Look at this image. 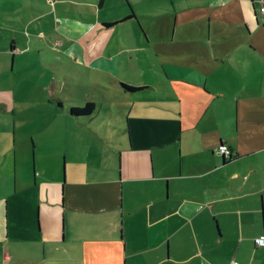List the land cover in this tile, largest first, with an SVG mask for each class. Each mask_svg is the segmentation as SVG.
<instances>
[{
  "label": "crops",
  "instance_id": "obj_1",
  "mask_svg": "<svg viewBox=\"0 0 264 264\" xmlns=\"http://www.w3.org/2000/svg\"><path fill=\"white\" fill-rule=\"evenodd\" d=\"M106 4L0 0V113L14 117L21 99L34 110L21 123L42 125L18 139L14 121L11 148L0 141V261L264 264V0H164L151 12L185 28L184 40L135 58L120 34L116 52L104 47L146 12L129 3L102 19ZM127 70L139 91L121 84ZM12 75L32 82L28 100L7 95ZM88 102L92 116L71 115ZM56 155L61 167L44 160ZM45 196L58 211L43 213ZM29 199L37 211L24 216L15 204ZM11 212L23 229L9 228Z\"/></svg>",
  "mask_w": 264,
  "mask_h": 264
},
{
  "label": "rangeland",
  "instance_id": "obj_2",
  "mask_svg": "<svg viewBox=\"0 0 264 264\" xmlns=\"http://www.w3.org/2000/svg\"><path fill=\"white\" fill-rule=\"evenodd\" d=\"M89 1H96L97 0H89ZM99 2V1H98ZM128 2L132 5V7L134 6V8L138 11L140 10L141 12H146L147 15L143 16L142 18H140V20H138L137 23H132L128 26L124 28H119L115 30V35L113 37V41L106 43L107 46H105V50L108 48H110V50H112V52H116V50L119 48V43H116V46L114 43V41H117V37L120 34V43L122 44V47H124L127 51H130L128 53H132V57L135 58V50L137 49L142 50V54H154V53H158L161 52L160 48H166L167 44L172 40L173 36H176V41L180 42L182 40H184L185 37V28H179L177 27L175 29V26L170 23V18H166L165 16H159L156 15L158 13L156 12H151L152 10L157 11L158 8L161 6L163 7L164 5V0H128ZM56 2L51 1L49 4H51L52 6L55 5ZM129 3L127 4L124 0H107V4L105 5L103 10H100L99 12H101V16L102 19L106 18V14H108L111 18L112 17H120L122 15H124L125 12H129ZM168 4V2H167ZM117 6H120V10L117 8ZM158 6V7H157ZM157 7V8H154ZM97 9L99 10V6L97 5ZM139 12V11H138ZM139 14V13H137ZM86 23H89V20H86ZM91 24V23H89ZM51 27V28H50ZM131 27H135L136 31H137V36L136 38H134L131 35ZM49 29L51 30L50 34L48 35V39H54L56 38V32H54V30L52 29V26H49ZM125 32V33H124ZM125 34L126 36V40L123 38V35ZM103 46V45H102ZM115 46V47H114ZM114 47V49H113ZM174 50L177 49V44H175ZM59 50V49H58ZM127 58H129V54L126 55ZM129 62L127 61V64ZM126 64V68L128 67ZM125 68V67H124ZM132 68V67H131ZM124 73H128L127 72H122V77L124 78V82H121V84L123 86H127L130 87V84H132V82H130L126 77H128V75L126 76ZM126 76V77H125ZM12 81L10 83V85L7 83V89L10 91L7 93V95L13 97H19V98H24L25 100H28L26 95L27 92H25V90H28V87H33L32 82H27V81H22L23 80V76H15L12 75ZM130 78L132 80H134V82L137 80V77H135L134 73L131 74ZM64 81V80H63ZM64 83V82H63ZM13 90V91H11ZM116 92H118L117 88H115ZM40 92V91H39ZM97 93V92H96ZM84 94H88L91 95L92 92H77L75 93L74 91H64L62 93H60L59 95L62 97H68V98H73L75 100H81L82 98L80 97V95H84ZM93 94H95L93 92ZM18 103H15V107L17 111L19 110L20 113H17L16 115H14L13 117V113H0V135L2 138H0L1 144L2 146L6 147V149L11 148V144L9 138L7 139L6 136H8L7 134L9 133V131H11V129L14 127V121L16 122L15 128L17 131V135H18V139L19 138H24L26 136H29V132L31 133L32 131H30L33 127V131L35 133V136L38 137V126H42L41 124L35 123L33 124H29L27 129L25 127L24 124L21 123L20 121V116L22 115V109L24 111H27V113L25 112L24 115H28V117L30 115H32V113L34 112L33 109H24L23 106H25L24 102H21V99L19 101H16ZM22 105V106H21ZM22 107V108H20ZM83 107V105H78L75 106L74 108H81ZM50 109L52 110L51 115H55L57 112V108L56 107H50ZM12 111V109L10 110ZM46 120H44L45 124L44 125H48L50 121L47 120L48 119V111L46 114ZM67 118V117H66ZM62 124L64 125V127L68 126L66 125V119L64 118V114L62 115ZM41 121V120H40ZM47 122V123H46ZM47 126V127H48ZM43 141H41L40 143H42ZM46 145H43L45 149L52 148L53 146L52 144H50V141H44L43 142ZM50 144V145H49ZM59 145L56 146V148ZM31 147V145H30ZM38 155L40 154V150H37ZM42 156H38V160H42ZM44 160H46V162L48 163H52L53 161L57 163L58 167H61L64 163V158L61 155H56L54 157H47ZM62 178H63V172H62ZM49 198L47 196H45V198L43 199L42 203V210L43 213H47V211H51L52 209H57V207H48V204L50 203ZM25 200V199H24ZM27 202L28 205H21L20 202L15 204V207L18 208V210H20L21 212L23 211L24 216L29 212L30 214H34L35 211H37V205L33 206L32 203V199H29L28 201H24ZM23 209V210H22ZM13 211V208H12ZM19 211V212H20ZM19 212L16 213V215L11 212L10 216H9V223H7V225L9 224V228H11V230H19V229H23L24 228V224H22L21 220H22V214H20ZM21 219V220H20Z\"/></svg>",
  "mask_w": 264,
  "mask_h": 264
},
{
  "label": "trees",
  "instance_id": "obj_3",
  "mask_svg": "<svg viewBox=\"0 0 264 264\" xmlns=\"http://www.w3.org/2000/svg\"><path fill=\"white\" fill-rule=\"evenodd\" d=\"M130 18H133V16H129L127 19ZM106 26H113V25H106ZM124 87L131 92L140 90L139 88L131 87V86L130 87L124 86ZM95 111H96V105L92 102H88L81 108H72L70 110V113L75 117H90L95 113Z\"/></svg>",
  "mask_w": 264,
  "mask_h": 264
},
{
  "label": "built area",
  "instance_id": "obj_4",
  "mask_svg": "<svg viewBox=\"0 0 264 264\" xmlns=\"http://www.w3.org/2000/svg\"><path fill=\"white\" fill-rule=\"evenodd\" d=\"M260 14L264 17V4L260 8ZM219 153L226 158H232L233 156L232 151L226 145H223L219 148ZM255 243L259 247H264V235L256 239ZM0 264H3V263L0 261Z\"/></svg>",
  "mask_w": 264,
  "mask_h": 264
}]
</instances>
